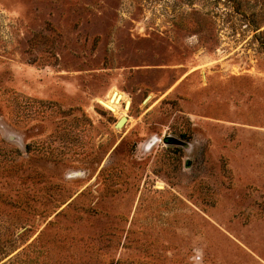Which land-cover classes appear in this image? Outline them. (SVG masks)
<instances>
[{
    "label": "rangeland",
    "instance_id": "374dc122",
    "mask_svg": "<svg viewBox=\"0 0 264 264\" xmlns=\"http://www.w3.org/2000/svg\"><path fill=\"white\" fill-rule=\"evenodd\" d=\"M0 264H264V0H0Z\"/></svg>",
    "mask_w": 264,
    "mask_h": 264
},
{
    "label": "bare ground",
    "instance_id": "6f19581e",
    "mask_svg": "<svg viewBox=\"0 0 264 264\" xmlns=\"http://www.w3.org/2000/svg\"><path fill=\"white\" fill-rule=\"evenodd\" d=\"M101 104L115 115H120L122 109L128 110L130 108L131 102L125 97L124 94H121L119 91H114L110 95V98L107 101L102 100Z\"/></svg>",
    "mask_w": 264,
    "mask_h": 264
},
{
    "label": "water",
    "instance_id": "95a60500",
    "mask_svg": "<svg viewBox=\"0 0 264 264\" xmlns=\"http://www.w3.org/2000/svg\"><path fill=\"white\" fill-rule=\"evenodd\" d=\"M128 122V119L127 118H122L119 120V122L117 123L116 125V128L117 129H120L121 127H123L126 123Z\"/></svg>",
    "mask_w": 264,
    "mask_h": 264
}]
</instances>
